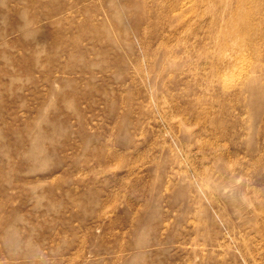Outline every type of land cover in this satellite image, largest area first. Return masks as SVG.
<instances>
[{
    "label": "rangeland",
    "instance_id": "1",
    "mask_svg": "<svg viewBox=\"0 0 264 264\" xmlns=\"http://www.w3.org/2000/svg\"><path fill=\"white\" fill-rule=\"evenodd\" d=\"M0 264H264V0H0Z\"/></svg>",
    "mask_w": 264,
    "mask_h": 264
}]
</instances>
